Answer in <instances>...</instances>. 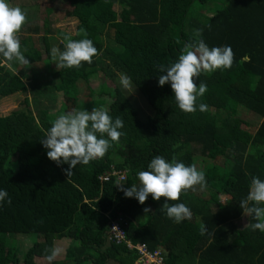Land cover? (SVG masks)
I'll list each match as a JSON object with an SVG mask.
<instances>
[{
	"label": "trees",
	"instance_id": "16d2710c",
	"mask_svg": "<svg viewBox=\"0 0 264 264\" xmlns=\"http://www.w3.org/2000/svg\"><path fill=\"white\" fill-rule=\"evenodd\" d=\"M67 3L71 7L69 17L77 25L72 34L57 30L63 40L62 51L66 35L74 40L85 38L82 29L92 41L104 36L111 44H105L91 64L84 62L80 68L56 70L53 89L73 98L81 81L110 62L130 78L153 114L140 117L129 101L117 98L116 89L96 93L89 88L88 97L95 95V105L77 108H106L113 120H123L120 131L126 134L103 158L77 165L69 179L64 171L69 165L50 160L48 149L41 143L55 119L47 108L33 112L28 107L1 115L0 189L7 190L12 203L5 200L0 207V264H132L134 253L124 244L108 239L111 221L120 224L126 239L133 244L142 243L152 251L159 248L164 264H264V232L250 227L256 221L248 216L249 226L243 231L235 225L244 214L240 201L246 198L252 178L264 180V0ZM115 6L120 8L119 12ZM20 7L28 13V22L20 33L22 51L26 49L24 55L30 62L39 57L38 40L32 39L39 35L46 58L49 57L53 34L49 19L38 16L36 4ZM51 11V6L44 10L46 14ZM199 17L205 20L200 21ZM188 19L196 21V26L190 22L189 25ZM187 24L190 30L186 29ZM194 26L203 29V39L209 47L229 45L235 53L230 70L201 73L196 83L207 84L205 94L221 91L223 99L245 108L258 121L242 120L224 110L211 111L209 106L201 112L199 101L196 112L186 113L179 109L171 85L159 86V75L164 73H159L157 65L178 60L193 38ZM245 55L250 59L243 61ZM18 64L0 56V96L21 92L28 106L27 94H39L47 86L40 89L35 76L27 77L26 67L14 74L11 68ZM243 124L253 131L243 129ZM221 136L226 149L218 155L216 138ZM157 155L169 161L175 156L186 165L205 160L199 170L205 172V190L209 195L203 197L189 190L179 201L169 204L185 203L192 216H198L213 235L202 236L199 231L198 238L190 244L188 220L175 223L169 219L161 209L164 198L156 201L150 195L140 204L116 186H139L137 172L148 170V164ZM113 171L125 172L126 179L118 182L110 175L108 181L99 180ZM219 197L225 198L221 204ZM145 208L152 211L146 214ZM32 233L67 238L72 249L62 260L49 261L44 257L37 261L38 239L22 253L7 239L8 235Z\"/></svg>",
	"mask_w": 264,
	"mask_h": 264
},
{
	"label": "clouds",
	"instance_id": "9594fccd",
	"mask_svg": "<svg viewBox=\"0 0 264 264\" xmlns=\"http://www.w3.org/2000/svg\"><path fill=\"white\" fill-rule=\"evenodd\" d=\"M28 22V13L20 6L13 5L10 0H0V56L8 62H18L20 65L30 63L22 51L20 33ZM210 27V26H209ZM85 38L74 40L65 36L64 50L52 47L51 59L57 61V68H80L82 63L91 64L93 57L98 55L94 42L87 38V31L81 30ZM250 57L245 55L242 60ZM235 63V53L231 46L209 47L203 39V29L193 30V38L184 46L178 60L169 65H157L159 73V86L170 84L175 100L180 110L186 113L197 111L198 98L207 92V84L196 81L201 73L215 72L217 70H230ZM120 82L125 87L130 86V78L120 76ZM201 112L208 110V105H198ZM124 122L120 117L113 120L104 107H94L91 111L73 110L58 115L52 126L41 140L48 149L50 160L60 164H68L65 174L68 179L74 174L77 165H87L92 161L103 158L113 147L119 143L126 133L120 131ZM139 186L132 184L129 188L121 186V191L128 198H136L144 204L151 195L156 201L165 199L161 209L166 212L169 219L175 223L192 219V211L185 203L169 204V201H179L181 195L189 190L201 191L207 187L206 175L195 164L186 165L178 161L175 156L171 161L164 156H155L148 164V170L138 171ZM7 200L10 205L11 198L7 190L0 189V207ZM264 180L254 176L251 180L250 190L246 198L240 201V206L246 216H251L256 222L251 223L253 231L264 232ZM151 208H145L147 214ZM249 226V223L245 226ZM200 235H213L207 225L201 223ZM47 257L54 260L61 254L62 249L53 247Z\"/></svg>",
	"mask_w": 264,
	"mask_h": 264
},
{
	"label": "rangeland",
	"instance_id": "374dc122",
	"mask_svg": "<svg viewBox=\"0 0 264 264\" xmlns=\"http://www.w3.org/2000/svg\"><path fill=\"white\" fill-rule=\"evenodd\" d=\"M10 2L15 6L20 5H37L40 11L39 17H45L49 19V23L51 25V29L53 30V34L50 38V48L48 50L49 57L46 58V53L44 51L43 43L40 42V36L34 35L32 37L38 40L36 47L41 51L39 57L34 62H30L27 65H20L18 64L17 67L11 68L12 72L16 74L19 69L24 67L27 68V77L28 76H35L37 78V83L40 86V89L46 85L47 88L41 90L39 94L29 92L28 95V103L29 105L26 106L24 103L25 94L21 92H16L14 94L8 96H0V116L1 115H8L11 111L14 110H26V108H30L33 112L36 111L37 108H47L50 114H53L56 117L62 113H67L73 110H80L77 107L82 106L83 104L88 105H95L93 104L96 102L94 100L95 95L92 96L90 99L88 97L89 88L91 90L99 92H110L113 89L117 90V98L125 99L129 101L137 110L140 117L144 116H151L153 114L152 109L148 106L143 96L139 93V91L135 88L133 83H130L128 88H125L120 82V76L125 75L123 72L117 70L114 65L110 62H106L104 64L105 67L96 74H92L87 77L85 81H81L76 89V96L73 98H67L62 92L55 91L53 89V85L57 82L56 70L60 69L57 68V61H53L51 59V49L52 47H58L60 50V44L63 41L62 38L57 33V30L65 31L67 33H74L77 22L75 19L69 17L71 14V7L67 0H10ZM53 8V11L49 13H45L44 10L49 8ZM115 9L119 12L120 8L115 6ZM44 12V13H43ZM38 17V18H39ZM193 20V19H192ZM191 19H188L189 22L196 26V21L193 23ZM200 21H204L205 17H199ZM40 21V19H39ZM41 25V21L39 22ZM198 23V22H197ZM186 25V29L190 30L191 26ZM192 27V31L198 29V27ZM26 27V26H25ZM24 29V28H23ZM22 32V31H21ZM41 35V33H40ZM28 36V35H27ZM95 47L98 49V55L101 54L103 46L108 44L110 46V42L106 40L104 36L99 38L98 40L93 41ZM102 43V45H101ZM62 51V50H61ZM126 76V75H125ZM24 78V77H23ZM25 80V79H24ZM200 103H206L211 111L214 110H224L227 113L231 114L233 117H238L242 120H246L249 122H254L256 119L255 117L247 112L245 108L237 106L235 103L230 102L226 99H223L221 95V91H208L207 94H204L203 97L198 98ZM258 121V120H256ZM243 129H247L250 132L253 131V128L247 127L246 125H242ZM216 148L215 152L219 155L223 153L226 149V141L224 137L216 138ZM205 163V160L199 159L196 162L197 168H201ZM211 172V170H209ZM196 194H199L203 197H207L209 194L207 190L201 191L197 186V190L194 191ZM219 203H223L225 201L224 197H219ZM212 206V205H211ZM215 206V205H214ZM214 208V207H213ZM248 216L243 214V216L236 221V227L241 231L247 225ZM200 219L198 216H192L191 220H188L186 225V232L187 238L190 244H193L195 240L198 238L199 229H200ZM8 242L10 245H14L16 250L19 253H22L33 241L38 239L36 245V259L37 261H42L44 257H48L51 254V249L53 247H59L62 249L60 255H58L54 260H62L65 256V253L68 250H71L72 247L70 245V240L67 238L58 239L54 236L50 235H42V234H17L15 235H8L7 236ZM159 249V248H158ZM91 264V263H87Z\"/></svg>",
	"mask_w": 264,
	"mask_h": 264
},
{
	"label": "built area",
	"instance_id": "2783aa9c",
	"mask_svg": "<svg viewBox=\"0 0 264 264\" xmlns=\"http://www.w3.org/2000/svg\"><path fill=\"white\" fill-rule=\"evenodd\" d=\"M110 175L115 176L118 182L126 179L125 172L113 171L109 175H102L99 177L101 182L108 181ZM108 239L117 244H124L125 247L134 253V260L132 264H164V256L159 249L150 250L142 243L133 244L126 239L125 231L117 221H111L108 227Z\"/></svg>",
	"mask_w": 264,
	"mask_h": 264
}]
</instances>
